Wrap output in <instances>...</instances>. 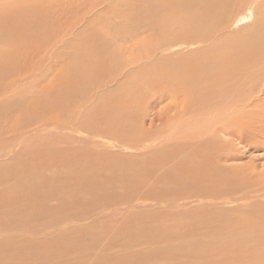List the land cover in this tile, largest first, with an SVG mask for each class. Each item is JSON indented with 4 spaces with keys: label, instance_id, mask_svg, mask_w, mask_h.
I'll return each mask as SVG.
<instances>
[{
    "label": "bare ground",
    "instance_id": "6f19581e",
    "mask_svg": "<svg viewBox=\"0 0 264 264\" xmlns=\"http://www.w3.org/2000/svg\"><path fill=\"white\" fill-rule=\"evenodd\" d=\"M142 1H147L150 24L156 27L146 47L147 62L138 70L136 65L135 82L124 81L136 84L134 92L126 94L130 84L122 83L117 89L115 86V92L95 100L86 113L88 121L79 120L71 125L89 136L81 139L84 144L81 153L87 158V165L72 176V182L74 191L85 189L97 201H103L110 194L113 199L124 198L127 204L140 194L143 200L167 206L161 211L128 215L114 230L104 229L105 224H102L98 236L94 234L91 242L80 240L79 243L74 236H63L61 242L40 243L42 249L53 244L49 249L54 250L56 256L51 261L46 259L40 244L19 241L14 244L0 239V264H19L20 261L24 264H159L163 261L172 264H264V4L259 8L260 17L256 21L232 30L230 27L241 18L231 17L240 6L249 4V0ZM170 6L172 12H169ZM153 8L157 11L151 10ZM36 9L32 19L21 18L20 11L13 12L17 14L14 17L5 13L0 23L8 32L21 29L24 37H43L47 29L36 17H39V10L44 13L45 8ZM50 37L51 34L48 39ZM97 45L90 46V50L104 51L100 44ZM182 46L196 47L186 54L164 53ZM91 51L86 55H91ZM106 52L105 55H113ZM99 55L93 58L97 60ZM4 63L0 60V72L6 69ZM102 69L96 66L87 72H96L90 77L99 85L105 75ZM72 77L65 79L71 83L65 90L74 87L80 91L77 82L72 85ZM84 82L90 84L87 80ZM8 86L0 87V93ZM72 98V94L66 92L64 99L68 103ZM168 100L172 108L167 112L174 113L161 120L158 117L148 119L151 125L145 127L143 123L149 112ZM155 121L160 123L153 125ZM47 144L43 146L48 148ZM113 146L119 148L116 151L124 152L122 148H128L133 153L123 158L120 153L121 158L116 156L115 161L110 160L112 152L108 149ZM250 150H260L262 156L244 162L242 159ZM51 151L55 157V151L52 148ZM140 152L142 155H138ZM46 158L45 153L40 156L42 160ZM85 172L92 174L85 175ZM63 181L50 184L44 180L43 186L45 190L50 186L52 192L58 191L60 187L64 189L66 180ZM28 182L33 184L31 180ZM24 186L25 183H21V187ZM39 188L41 185L27 189L28 197H33L32 192ZM3 199L7 201L6 196ZM197 201V206L187 207L188 202ZM37 209L34 207L33 213L38 212ZM13 213L10 214L14 216ZM13 218L8 219L13 221ZM104 234L109 235L106 240ZM122 236L124 242L119 243H123V248L118 250L116 242ZM65 244L71 247L70 252H67L68 247L63 248ZM91 245L93 249L83 250ZM94 249L95 254L90 256Z\"/></svg>",
    "mask_w": 264,
    "mask_h": 264
},
{
    "label": "rangeland",
    "instance_id": "374dc122",
    "mask_svg": "<svg viewBox=\"0 0 264 264\" xmlns=\"http://www.w3.org/2000/svg\"><path fill=\"white\" fill-rule=\"evenodd\" d=\"M249 1V4L240 6V10L238 9L233 14L231 19L241 18V20L234 26L232 25L230 29L237 30L239 27L250 25L260 17L259 8L264 4V0ZM146 2L142 0H0V17L5 13L14 17L17 14L13 12L21 11V15L19 14L21 18L32 19L34 17L32 12L38 11L37 7L45 8L44 13L39 10V17L36 18L41 20L40 24L43 23V27L45 26L47 29V32L43 33V37L32 36L30 38L29 36L24 37L21 29L16 32H8V30L3 29L0 23V60L5 61L6 67L5 71L2 68L3 72H0L3 73L0 75V87L9 84L8 88L0 93V220L6 224L4 226L2 221L0 223V239H8L7 241L14 244L19 241L21 244L33 243L38 245L55 242L60 238L62 239L63 236L70 238L74 236L79 243L80 240L91 242L94 234L98 236L102 224H105L104 229L114 230L118 223L128 215L149 210L161 211L167 206L156 201L143 200L140 194L131 199L134 200L133 202L127 204L124 198L113 199L110 194L106 195L103 201H97L85 189L79 192L74 191V181L72 182V176H75L82 167L87 165V160H85L87 158L81 153V149L84 147L81 139L85 136V138H89V136L81 130H75L71 125L78 123L79 120L88 121L89 118L86 113L94 105L95 100L101 98L102 95L107 96L109 93L115 92L117 86L125 83L128 79L133 82L137 72L135 70L136 65H138L136 68L138 70L147 62L145 59L146 47L149 45V40L154 37L156 27L150 24ZM5 5L8 8L10 6L11 9L7 8V10ZM168 9L169 12H172L171 6ZM9 10L11 13L8 12ZM151 10L157 11L154 8ZM50 34L51 37L48 39ZM41 39H43L42 42ZM97 43L104 49V51L102 50L103 54L102 51L90 50V46L96 45L98 47ZM32 44H37L38 47L36 48ZM85 46L91 51L90 56L94 52L100 54L97 60H95V56L98 54L93 55L95 59L86 55L89 51ZM194 47H176L169 50L170 52L164 51V53L169 55L191 53ZM105 50L112 52L113 55L108 52L106 54L110 56L105 55ZM84 51L86 53H83ZM102 55L105 56L104 59ZM111 56H114L113 60ZM61 58L63 59L61 60ZM76 58L78 59L76 60ZM140 59H142V64H140ZM82 62L84 63L82 64ZM97 62L102 63L97 65ZM70 65H73L72 68L74 67L78 72L74 68L72 69ZM75 65L80 67L77 66L76 68ZM106 65L111 67L108 69ZM96 66H99L100 69L104 68L102 69L103 72L105 70V75L102 74L103 80H105L104 82L102 80L100 85L90 77L96 72L87 73ZM119 66H123L121 68H124V71ZM118 69L121 70L118 71ZM129 69L130 71H128ZM108 71L113 74H109ZM114 75L115 77L112 78ZM70 76H73L72 85H77L75 84L77 82L83 91H78L74 87L65 90V87L71 84L65 79L68 80ZM84 78L90 84H83L86 81ZM129 81L125 83L130 84L126 93L128 96L136 88V84ZM66 92L72 94V100L75 103H72V100L68 103L69 101L64 99ZM85 94L86 96H84ZM119 95L116 94L115 96ZM63 100L65 101L63 102ZM167 102H162L149 112L143 123L145 127L151 125L148 122H151L153 117H158L161 120L163 116L174 113V111L167 112L172 108V102L170 100ZM158 121L153 122V125L159 124ZM24 122L27 125H24ZM98 140L100 142L101 139ZM44 143H48L47 146L50 150L43 146ZM51 148L55 151V157L51 155L53 154ZM115 149L119 148L113 146L108 149L110 153L112 152L109 155L110 160L115 161L116 156L121 158L120 153L123 154L122 158L127 153H133V150L128 148H122L124 152ZM259 152L261 153L260 150H252V152L250 150L249 153L246 152V157L242 160L245 162L256 158L257 155H261ZM44 153L47 158L42 160L40 156ZM138 155H142L141 152ZM103 159L106 161L105 158ZM86 173L85 175L92 174ZM30 180L33 181V184L28 182ZM44 180L49 181L50 184L52 182L60 184L66 180L65 190L60 187L57 189L59 193L56 189L52 192L51 187L46 186L48 191L51 190L48 192L43 186ZM21 183H25V186L21 187ZM38 185H41L42 188L33 191V197H28L26 190ZM66 188L68 189L66 190ZM5 196L7 201L3 199ZM193 204L197 206L198 201L188 202L187 207L192 208ZM36 206L38 212L33 213ZM17 209L19 210L17 211ZM9 210L10 213L15 212L13 213L15 215L12 216ZM7 217H14L13 221ZM12 222L16 225H12ZM104 236L105 240L109 237L108 234H104ZM124 236L121 237L120 241L117 240L118 243L116 242L118 250L123 248V243L119 242H124ZM41 245L43 244L38 246L46 255V259L54 260L56 256L54 250L49 249L53 247V244L49 248L44 245V249L41 248ZM67 247V252H70L71 247L68 244L63 245V248L67 249ZM74 247L79 249L76 245ZM65 249H62V252H65ZM91 249H93L92 245L91 248H83L84 251ZM79 250L81 251V249ZM95 251L96 249L90 251L89 255H94ZM18 263L24 264L21 261ZM159 264H172V262L165 263L163 261Z\"/></svg>",
    "mask_w": 264,
    "mask_h": 264
}]
</instances>
